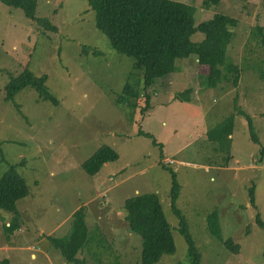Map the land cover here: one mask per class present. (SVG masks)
<instances>
[{
    "label": "rangeland",
    "instance_id": "obj_1",
    "mask_svg": "<svg viewBox=\"0 0 264 264\" xmlns=\"http://www.w3.org/2000/svg\"><path fill=\"white\" fill-rule=\"evenodd\" d=\"M181 1L195 7L197 22L213 12L238 19L228 45L238 66L236 85L229 71L228 79L205 88L207 69L190 55L146 90L150 101L144 111L141 72L133 69L132 58L113 49L88 0H38L36 15L48 17L55 29L0 2V174L16 165L29 188L17 201L22 225L14 234L5 224L16 213L0 209V260L68 264L48 236L68 235L72 213L84 206L90 230L103 232L93 248L107 249L101 253L104 263L139 264L141 237L129 230L123 202L154 191L176 249L155 264H190L171 208L172 170L180 186L176 205L202 264H264V229L256 219L264 220V43L257 34L258 26L264 33V0H221L209 8L203 0ZM201 37L200 32L192 35ZM26 67L47 76L57 104L30 86L4 100L9 76ZM136 81L138 105L119 101L126 97L125 84ZM184 91H191L190 100L176 99ZM247 116L259 143L251 140ZM138 129L150 138L137 134ZM102 145L113 148L118 158L90 175L82 163ZM214 210L221 238L209 230L208 215ZM228 238L237 250L225 245Z\"/></svg>",
    "mask_w": 264,
    "mask_h": 264
},
{
    "label": "trees",
    "instance_id": "obj_2",
    "mask_svg": "<svg viewBox=\"0 0 264 264\" xmlns=\"http://www.w3.org/2000/svg\"><path fill=\"white\" fill-rule=\"evenodd\" d=\"M221 0H203V7L216 6ZM0 2L22 9L24 14L44 24L49 29L56 26L45 16L36 15L38 0H0ZM89 5L96 11V24L110 38L113 49L133 59V69L141 72L142 92L144 105L141 110L149 106L150 93L146 90L155 80L167 77L174 73L177 64L190 55H195L198 64L207 69L203 86L216 87L223 79H228L227 73L233 72L232 81L236 85L238 66L228 55V45L233 37V28L238 19L223 13H212L210 17L196 21L195 7L192 4L177 0H88ZM262 26H258L257 34L261 35L264 43ZM196 32L202 33L199 39L192 38ZM181 59V60H180ZM130 77V76H129ZM47 76L36 75L28 67L17 75H10L4 85V100H12L25 87H32L39 92L44 100L57 104V99L49 92L46 86ZM138 81L131 84L127 82L123 88L127 97H120L119 101L129 105H138ZM191 91H184L176 96L181 101H189ZM249 121L251 140L259 143V138L253 132ZM227 138L230 130L227 129ZM137 134L147 136L150 134L138 129ZM154 144L155 141H154ZM264 156V145L261 149ZM163 159V154H160ZM118 153L108 145H102L87 160L82 163L84 170L95 175L104 163L115 161ZM163 167L166 164L161 162ZM172 186L170 190L171 208L179 218V231L186 238L190 264H202V256L189 232L187 221L176 205L179 193V183L174 171H170ZM254 186L249 187L250 202L254 204ZM29 194L25 178L18 171L16 165H11L0 174V209L15 212L12 223L5 224L9 234H14L21 228L18 219L17 201ZM124 219L131 232L141 237V251L139 264H155L162 255L175 253V243L171 233L170 224L161 208L158 194L154 191L136 193L124 199ZM87 207H80L72 213L71 229L64 237L48 236L50 243L59 250L68 264H89L86 258L79 253L87 251L97 257L94 264H105L101 253L107 249L101 247V253L94 251L96 239H101L103 233L89 229L86 221ZM264 229V220L256 217ZM208 226L211 234L221 238V224L216 210L208 215ZM92 233V234H91ZM104 237V236H103ZM229 249L237 250L232 239L224 241ZM0 264H10L8 258L1 259ZM117 264H119L117 262Z\"/></svg>",
    "mask_w": 264,
    "mask_h": 264
},
{
    "label": "crops",
    "instance_id": "obj_3",
    "mask_svg": "<svg viewBox=\"0 0 264 264\" xmlns=\"http://www.w3.org/2000/svg\"><path fill=\"white\" fill-rule=\"evenodd\" d=\"M7 224H9V223H7ZM89 226V225H88ZM21 229V228H20ZM90 229V228H89ZM99 229V231H102L101 230V228H98ZM103 233V232H102ZM85 252V251H84ZM84 252H81V253H79V256L81 257V258H85L86 257V259H87V261L89 260V264H94V263H96L97 261V257H93L89 252H86V255L84 254Z\"/></svg>",
    "mask_w": 264,
    "mask_h": 264
}]
</instances>
